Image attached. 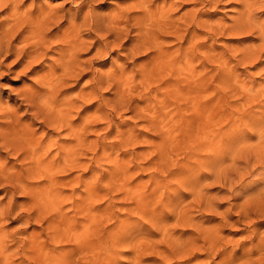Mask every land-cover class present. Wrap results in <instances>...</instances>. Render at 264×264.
I'll list each match as a JSON object with an SVG mask.
<instances>
[{"label":"clouds","instance_id":"obj_1","mask_svg":"<svg viewBox=\"0 0 264 264\" xmlns=\"http://www.w3.org/2000/svg\"><path fill=\"white\" fill-rule=\"evenodd\" d=\"M0 264H264V0H0Z\"/></svg>","mask_w":264,"mask_h":264}]
</instances>
